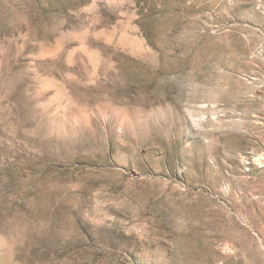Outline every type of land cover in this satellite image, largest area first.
Returning <instances> with one entry per match:
<instances>
[{"label": "rangeland", "instance_id": "obj_1", "mask_svg": "<svg viewBox=\"0 0 264 264\" xmlns=\"http://www.w3.org/2000/svg\"><path fill=\"white\" fill-rule=\"evenodd\" d=\"M0 264H264V0H0Z\"/></svg>", "mask_w": 264, "mask_h": 264}]
</instances>
